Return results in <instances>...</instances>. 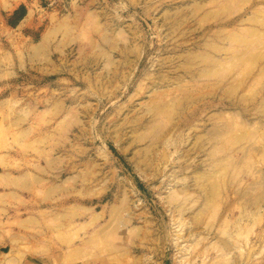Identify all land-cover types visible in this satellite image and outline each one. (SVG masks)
I'll use <instances>...</instances> for the list:
<instances>
[{"label": "rangeland", "instance_id": "obj_1", "mask_svg": "<svg viewBox=\"0 0 264 264\" xmlns=\"http://www.w3.org/2000/svg\"><path fill=\"white\" fill-rule=\"evenodd\" d=\"M0 264H264V0H0Z\"/></svg>", "mask_w": 264, "mask_h": 264}]
</instances>
